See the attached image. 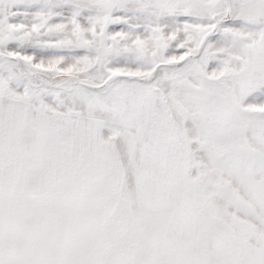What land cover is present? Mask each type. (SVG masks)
I'll use <instances>...</instances> for the list:
<instances>
[{"label":"snow or ice","instance_id":"obj_1","mask_svg":"<svg viewBox=\"0 0 264 264\" xmlns=\"http://www.w3.org/2000/svg\"><path fill=\"white\" fill-rule=\"evenodd\" d=\"M0 264H264V0H0Z\"/></svg>","mask_w":264,"mask_h":264}]
</instances>
